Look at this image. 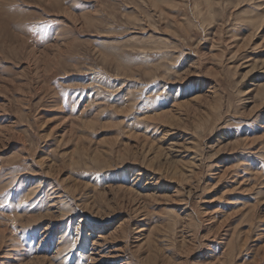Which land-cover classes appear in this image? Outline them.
I'll list each match as a JSON object with an SVG mask.
<instances>
[{"label":"rangeland","instance_id":"rangeland-1","mask_svg":"<svg viewBox=\"0 0 264 264\" xmlns=\"http://www.w3.org/2000/svg\"><path fill=\"white\" fill-rule=\"evenodd\" d=\"M0 264H264V0H0Z\"/></svg>","mask_w":264,"mask_h":264},{"label":"bare ground","instance_id":"bare-ground-1","mask_svg":"<svg viewBox=\"0 0 264 264\" xmlns=\"http://www.w3.org/2000/svg\"><path fill=\"white\" fill-rule=\"evenodd\" d=\"M39 56V55H38ZM36 61V60H35ZM42 62V61H41Z\"/></svg>","mask_w":264,"mask_h":264}]
</instances>
